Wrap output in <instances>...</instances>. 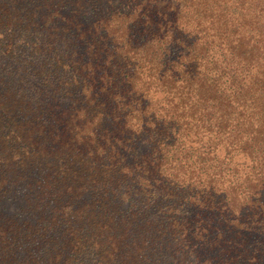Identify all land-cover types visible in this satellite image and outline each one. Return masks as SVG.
Returning <instances> with one entry per match:
<instances>
[{
  "label": "trees",
  "instance_id": "trees-1",
  "mask_svg": "<svg viewBox=\"0 0 264 264\" xmlns=\"http://www.w3.org/2000/svg\"><path fill=\"white\" fill-rule=\"evenodd\" d=\"M264 0H0V264H264Z\"/></svg>",
  "mask_w": 264,
  "mask_h": 264
},
{
  "label": "rangeland",
  "instance_id": "rangeland-1",
  "mask_svg": "<svg viewBox=\"0 0 264 264\" xmlns=\"http://www.w3.org/2000/svg\"><path fill=\"white\" fill-rule=\"evenodd\" d=\"M258 18L260 19L261 23H264V14L260 15Z\"/></svg>",
  "mask_w": 264,
  "mask_h": 264
}]
</instances>
